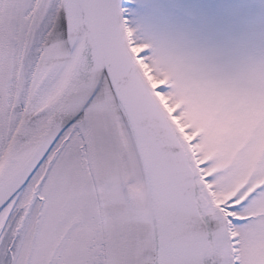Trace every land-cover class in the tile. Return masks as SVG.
Instances as JSON below:
<instances>
[{"label":"snow or ice","instance_id":"snow-or-ice-1","mask_svg":"<svg viewBox=\"0 0 264 264\" xmlns=\"http://www.w3.org/2000/svg\"><path fill=\"white\" fill-rule=\"evenodd\" d=\"M0 264H264V0H0Z\"/></svg>","mask_w":264,"mask_h":264},{"label":"rangeland","instance_id":"rangeland-1","mask_svg":"<svg viewBox=\"0 0 264 264\" xmlns=\"http://www.w3.org/2000/svg\"><path fill=\"white\" fill-rule=\"evenodd\" d=\"M248 2H250V3H259L260 0H248Z\"/></svg>","mask_w":264,"mask_h":264}]
</instances>
